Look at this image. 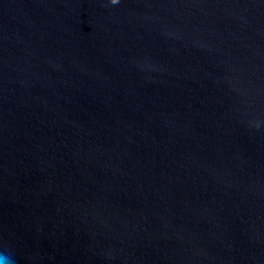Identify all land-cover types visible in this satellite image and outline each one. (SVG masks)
<instances>
[{
	"label": "water",
	"instance_id": "1",
	"mask_svg": "<svg viewBox=\"0 0 264 264\" xmlns=\"http://www.w3.org/2000/svg\"><path fill=\"white\" fill-rule=\"evenodd\" d=\"M7 264H264V0H0Z\"/></svg>",
	"mask_w": 264,
	"mask_h": 264
},
{
	"label": "clouds",
	"instance_id": "2",
	"mask_svg": "<svg viewBox=\"0 0 264 264\" xmlns=\"http://www.w3.org/2000/svg\"><path fill=\"white\" fill-rule=\"evenodd\" d=\"M119 0H111V3L116 4ZM0 264H7V257L0 256Z\"/></svg>",
	"mask_w": 264,
	"mask_h": 264
}]
</instances>
